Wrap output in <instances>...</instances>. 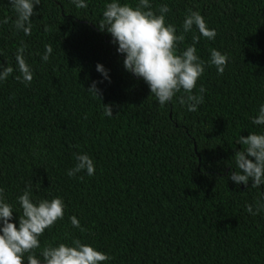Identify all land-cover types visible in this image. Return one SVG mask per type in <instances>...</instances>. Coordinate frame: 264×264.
<instances>
[{
	"label": "trees",
	"instance_id": "16d2710c",
	"mask_svg": "<svg viewBox=\"0 0 264 264\" xmlns=\"http://www.w3.org/2000/svg\"><path fill=\"white\" fill-rule=\"evenodd\" d=\"M85 2L78 9L72 0H41L25 35L9 0H0V21L9 18L0 23V65L14 68L0 81V188L15 211L10 222L18 227L17 198L31 185L34 202L59 196L65 204L63 219L39 238L41 249L79 239L111 256L105 264H264V211L245 207L255 211L264 185L228 179L244 147L239 137L264 131L252 123L264 104V0H150L154 11L168 5L166 24L177 35L188 9L216 30L209 40L193 26L177 45L179 54L200 36L205 72L193 94L201 85L205 92L195 112L179 103L183 91L161 106L124 68V54L97 26L112 0ZM21 42L33 71L27 85L16 79ZM213 48L228 56L223 74L209 66ZM93 81L101 100L86 90ZM78 153L93 159L94 175L67 174Z\"/></svg>",
	"mask_w": 264,
	"mask_h": 264
},
{
	"label": "clouds",
	"instance_id": "9594fccd",
	"mask_svg": "<svg viewBox=\"0 0 264 264\" xmlns=\"http://www.w3.org/2000/svg\"><path fill=\"white\" fill-rule=\"evenodd\" d=\"M78 9H86L85 0H72ZM41 0H9L15 12L13 21L17 31L31 35V18L36 14L35 7ZM171 9L167 4L159 6L154 11L150 0H139L133 6L129 3L121 4L119 0L107 3L102 13V20L97 24L100 31H106L112 36V43L117 44V51L124 54V68L138 78H143L161 106L171 101L173 97L183 91L185 95L179 97V103L187 106L188 111L195 112L203 103L205 88L201 85L199 95L193 94L198 79L205 72V61L196 53V44L200 36H193V44L186 50L177 53L178 43L185 40V33L195 26L199 33L213 40L217 33L215 29L207 27L205 18L199 11L188 9L183 21V31L177 35L174 24H166V14ZM157 12L159 14H157ZM0 23H9L5 17ZM47 30V29H45ZM27 45L21 42L17 48L15 59L20 75L16 77L21 82L30 84L33 80V71L24 55ZM53 48L45 45V52L41 59L48 62ZM228 63L227 54L211 49L209 66H215L218 74H223ZM97 71L108 79V71L103 65L97 64ZM14 71L12 66L0 65V81H5ZM96 81L86 90L101 100V90ZM104 114L113 117L110 105H104ZM254 125H264V104L259 108L258 115L252 118ZM237 144L244 146L235 152V169L228 179L237 186L241 183L251 187L264 185V131L252 132L248 136H240ZM77 161L75 166L68 170L70 177L77 173L86 172L88 176L95 173L93 159L86 153L74 154ZM80 179H83L81 176ZM5 190L0 188V264H105L112 259L108 254L97 250L79 239L72 240L71 245L60 243L56 246L47 244L41 249L40 237L46 229L51 228L58 220L63 219L65 204L61 197L51 200L38 199L34 202L31 185L27 186L17 201L22 212L19 215L18 227L13 220L15 212L13 206L6 202ZM246 211L252 215L264 211V200H258L254 206L248 204ZM71 224L85 232L79 220L72 216ZM40 249L39 256L36 250Z\"/></svg>",
	"mask_w": 264,
	"mask_h": 264
}]
</instances>
